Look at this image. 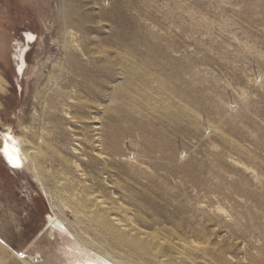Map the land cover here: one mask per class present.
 <instances>
[{"label":"rangeland","instance_id":"obj_1","mask_svg":"<svg viewBox=\"0 0 264 264\" xmlns=\"http://www.w3.org/2000/svg\"><path fill=\"white\" fill-rule=\"evenodd\" d=\"M96 116L104 136L127 132L121 157L154 179L140 213L175 247L162 246L165 264L222 263L221 253L264 264V0H0V264L95 255L68 231L104 244L1 153L4 135L28 139L56 172L74 138L90 155ZM136 175L134 194L147 182ZM147 253L123 264H158Z\"/></svg>","mask_w":264,"mask_h":264},{"label":"bare ground","instance_id":"obj_2","mask_svg":"<svg viewBox=\"0 0 264 264\" xmlns=\"http://www.w3.org/2000/svg\"><path fill=\"white\" fill-rule=\"evenodd\" d=\"M27 47H29V43L26 44L24 50L21 51L20 49L21 53L16 57V65L18 64V71L21 74L27 66ZM79 99L82 104H86L87 99L82 98V95ZM97 117H95L96 120L92 125L90 155L87 154V138L86 147L82 143H77L76 138H74L76 143L74 142L73 146H66L64 148L65 153L61 152L57 158L58 165L61 167L56 172L44 165L43 160L45 158L28 139H25L24 143L21 144L17 139L12 140L9 135H4L10 144L5 138V141L2 140V156L10 168L28 171L49 198V201L52 200L64 205V208L73 214L76 225H87V223L93 225L104 239V244L101 243L96 247L93 243L87 244L80 240L75 231L73 233L68 231L74 237V241L86 249L96 250L94 256L90 254L84 257L80 254L81 256L75 258L76 260L71 261L72 264H123L126 257L143 256L146 252L150 253L158 264H165L161 254L162 246L168 244L172 248L175 247L171 241L152 230V227H142V224H147V226H152V224L147 222L140 213L141 210L145 209L142 201H147L149 198L146 194L156 191L154 186L151 187L154 179L150 175H144L146 172L143 170L135 172L136 167L130 163L131 160L121 157L120 146H122V138L127 132L115 124L109 130L110 133L104 136L102 133L103 125ZM65 134L67 137L69 136L65 129L59 131L60 138H65ZM41 141L44 143L43 138ZM159 149L166 152L164 141L160 142ZM68 150L74 154L79 153L80 159L68 157L66 154ZM156 151V147L151 148L149 154L154 155ZM82 162H85L86 165L88 163L95 169L87 171V166L84 167ZM129 167L131 170L128 169ZM136 174H143L142 177L147 178V182L143 184L144 187L139 188L141 191L134 194L132 187H139L138 179H140ZM158 190L163 193L161 189L158 188ZM48 224L61 231L67 230L66 224L63 226L53 215L48 217ZM189 249L198 251L197 247L190 246ZM121 254H125L122 255L124 257L119 256ZM220 257L222 263L210 260V264H227V259L224 258L223 253L220 254ZM185 261L193 264L186 256Z\"/></svg>","mask_w":264,"mask_h":264},{"label":"flooded vegetation","instance_id":"obj_3","mask_svg":"<svg viewBox=\"0 0 264 264\" xmlns=\"http://www.w3.org/2000/svg\"><path fill=\"white\" fill-rule=\"evenodd\" d=\"M34 38H35L34 34H32V33L26 34V41L29 40L32 43ZM16 69L18 71V66H17ZM6 141H7V139H6ZM7 143L10 144V141H7Z\"/></svg>","mask_w":264,"mask_h":264}]
</instances>
